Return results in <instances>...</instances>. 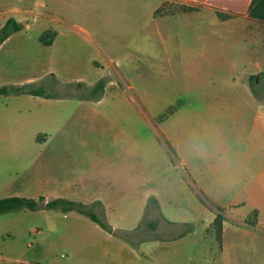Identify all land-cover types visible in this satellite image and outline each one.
Returning <instances> with one entry per match:
<instances>
[{"label":"rangeland","instance_id":"obj_1","mask_svg":"<svg viewBox=\"0 0 264 264\" xmlns=\"http://www.w3.org/2000/svg\"><path fill=\"white\" fill-rule=\"evenodd\" d=\"M35 1L47 6L37 11L40 18L31 15L25 47L18 50L14 39L3 49L0 68L10 81L5 85L33 79L60 97L10 95L25 124L18 131L20 147L10 142L0 151L26 157L17 170L27 178L26 197L38 198L33 180L42 177L81 179L85 185L72 200L100 197L86 203L108 229L77 211L43 208L45 203L0 215V264L229 261L214 221L207 225L205 214L194 212L200 199L189 185L198 183L161 136L176 132L169 120L176 110L194 125L193 110L208 108L204 94L243 93L246 84L251 89L244 72L252 68L244 57L258 53L262 43L252 75L264 71V21L187 0H11V7H34ZM44 33L46 41L56 34L52 47L41 42ZM102 77L105 93L91 99ZM255 84L264 101V77ZM40 158L49 162L43 170L33 163ZM153 221L155 229L148 226ZM237 237L230 230L227 242ZM252 250L233 264H264V252Z\"/></svg>","mask_w":264,"mask_h":264},{"label":"crops","instance_id":"obj_2","mask_svg":"<svg viewBox=\"0 0 264 264\" xmlns=\"http://www.w3.org/2000/svg\"><path fill=\"white\" fill-rule=\"evenodd\" d=\"M19 1L24 2L25 0ZM49 1L52 2L53 0ZM11 3V0H0V28L8 18L14 16L24 24L26 29L12 34L4 41L0 45V54L14 39L18 41V50L25 47L27 41L26 30L30 28L32 23L29 20L32 17L31 15L34 16V19L40 18L42 13L37 11L47 6H43L37 1H35L34 7L28 5L11 7ZM245 16L250 19L248 12L245 13ZM242 32V30H239L238 33ZM261 44L256 48L258 53L249 52L250 54L244 57V59L249 60V66L252 68L245 71L244 74L252 75L254 74L252 70L260 67L261 53L259 51L263 49ZM232 47L234 46L232 45ZM242 48L249 51L254 49V47L252 48L247 44H244ZM6 78L4 69L0 68V81L3 82L1 86L10 82ZM82 80L80 76L77 79V81ZM28 82L35 81L30 79L26 83ZM244 87L247 90L243 93L212 91L204 94L202 99L203 101L207 100L208 108L201 111L198 109L193 110L194 125L186 123L189 116L185 117V114L176 110L169 118V120H173L172 124L175 125L176 132L172 133L169 130L165 133L176 148L181 164L190 170L200 188L217 205L225 209L226 219L222 235L224 249L222 253L223 257L229 261H224L223 264H233V260L244 257L242 253L250 249L264 252V101H259L260 99L256 97L247 84ZM12 97L7 96L0 99V146H9L10 142L19 146L21 143L18 140V131L24 128L25 122L17 116V114L20 116V110H17V107L14 104L12 106L9 102ZM10 130H13V133L9 134ZM193 134L201 136L211 134L214 155L207 159L194 157L186 147L188 138ZM23 163L24 165L26 163L25 156L10 158L0 151V199L28 194L27 190H30V188L26 182L27 178L17 171L21 165L24 166ZM33 163L36 164V169L40 170H43L45 165L49 164L45 158L36 159ZM19 171H21V168ZM33 182L38 190L36 196L46 197V202L49 199L60 197L74 199L73 196L78 189L85 185L81 182V179L61 178L57 173L48 178L42 177L39 180H33ZM94 199L100 200V197L78 200L86 203ZM195 199H198L197 196ZM103 200L101 201L104 202L105 200ZM144 201H146V198ZM193 207L195 208L194 212H198L201 214L200 216L205 214L207 225H211L215 220L216 213L204 206L201 201L194 204ZM254 210L258 211V224L255 227L245 221ZM192 219L198 220L199 216L196 215ZM230 230L238 235L237 240L232 243L227 242L226 238ZM188 237L189 235L182 238V240H187ZM258 241L260 246H253V243H258Z\"/></svg>","mask_w":264,"mask_h":264},{"label":"trees","instance_id":"obj_3","mask_svg":"<svg viewBox=\"0 0 264 264\" xmlns=\"http://www.w3.org/2000/svg\"><path fill=\"white\" fill-rule=\"evenodd\" d=\"M193 3H198L202 5H207L214 7L218 10L228 11L235 14H245L249 13L251 18L264 21V0H187ZM23 23L19 22L15 17H10L6 21V23L0 28V45L4 43L12 34L22 30ZM45 33L40 37L42 43L47 46L53 44V38L51 40H45ZM259 76L264 77V71L257 74L251 75V90L256 95V97L260 98V94L256 88L255 81ZM80 83V82H78ZM107 86L106 78L102 77L97 81V83L93 86L90 92L91 99H101L105 93ZM10 95H35L42 96L45 98H59L60 95L58 93L48 92L43 86H36L34 82H28L24 84H8L0 87V99L4 96ZM41 135L39 134L37 140H41ZM162 141L167 145L168 150L172 155H176V149L173 147L171 142L161 136ZM190 186L192 190L196 193L200 201L211 208L216 212V218L213 222V226L216 228V236L217 240L221 241L223 225L226 219L225 209L221 206L217 205L214 201H212L207 194L197 186L194 182H190ZM151 201H154L158 206V201L155 197L150 198ZM42 203H45V207L42 206ZM101 203V202H99ZM41 207L47 209H57L65 214L70 213L72 211H77L81 214L89 216L95 223L102 226L104 229H108V225L106 222L90 207L87 203L82 201L72 200L69 198H56L46 202V198L44 196H40L38 198L26 197V196H8L0 199V215H6L9 213L17 212L23 209L27 210H38ZM254 217L252 220L250 217ZM165 221L169 222V220L164 217ZM172 224L171 222H169ZM247 223L251 226H256L258 224V211L254 210L247 219ZM148 226L155 229L156 222L148 223ZM191 231V230H189ZM187 232V231H185ZM186 233H182L181 237H183ZM161 238V237H159ZM167 239V238H161ZM174 239V238H173ZM172 240V239H169Z\"/></svg>","mask_w":264,"mask_h":264},{"label":"clouds","instance_id":"obj_4","mask_svg":"<svg viewBox=\"0 0 264 264\" xmlns=\"http://www.w3.org/2000/svg\"><path fill=\"white\" fill-rule=\"evenodd\" d=\"M186 147L194 157L199 159H207L214 155V144L211 139V134L204 136L198 134L191 135L188 138Z\"/></svg>","mask_w":264,"mask_h":264}]
</instances>
